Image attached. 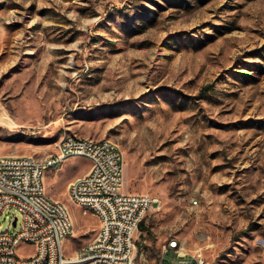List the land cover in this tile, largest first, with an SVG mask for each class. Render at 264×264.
Instances as JSON below:
<instances>
[{
	"label": "rangeland",
	"instance_id": "374dc122",
	"mask_svg": "<svg viewBox=\"0 0 264 264\" xmlns=\"http://www.w3.org/2000/svg\"><path fill=\"white\" fill-rule=\"evenodd\" d=\"M65 132L117 143L122 191L160 200L134 264H172L171 239L205 264H264V0H0V155L45 157ZM89 165L45 177L68 256L98 227L67 192Z\"/></svg>",
	"mask_w": 264,
	"mask_h": 264
},
{
	"label": "built area",
	"instance_id": "2783aa9c",
	"mask_svg": "<svg viewBox=\"0 0 264 264\" xmlns=\"http://www.w3.org/2000/svg\"><path fill=\"white\" fill-rule=\"evenodd\" d=\"M74 157L86 158L90 165L69 183L67 192H74L78 206L98 221L89 242L74 243L72 249L82 251V258L66 254L65 239L73 240L74 224L66 206L51 198L45 187L46 174L59 171ZM123 185L124 155L109 139L65 132L56 151L45 157L0 155V216L14 211L22 217L19 230L12 231L10 222L0 232V264H134L140 225L160 200L144 193H124ZM15 220L17 224V216ZM29 246L31 253H18ZM169 251L176 254L172 264H205L202 252H187L177 239L169 240L164 255Z\"/></svg>",
	"mask_w": 264,
	"mask_h": 264
},
{
	"label": "bare ground",
	"instance_id": "6f19581e",
	"mask_svg": "<svg viewBox=\"0 0 264 264\" xmlns=\"http://www.w3.org/2000/svg\"><path fill=\"white\" fill-rule=\"evenodd\" d=\"M10 158H17V155H10ZM124 176H125V165H124ZM125 178V177H124ZM68 196H69V198L71 199V201L74 203V204H76V205H78V203H77V200H76V197H75V193L74 192H68ZM63 204V203H62ZM64 205V204H63ZM65 206V205H64ZM66 209H67V211H68V217H71L70 216V213H69V210H68V208L66 207ZM68 239H65V244H66V241H67ZM75 258H82V251H76V253H75ZM74 264H81V263H74Z\"/></svg>",
	"mask_w": 264,
	"mask_h": 264
},
{
	"label": "trees",
	"instance_id": "16d2710c",
	"mask_svg": "<svg viewBox=\"0 0 264 264\" xmlns=\"http://www.w3.org/2000/svg\"><path fill=\"white\" fill-rule=\"evenodd\" d=\"M207 89V88H206ZM140 229H142V230H146L145 229V226H144V221L141 223V225H140ZM149 232V231H148Z\"/></svg>",
	"mask_w": 264,
	"mask_h": 264
},
{
	"label": "water",
	"instance_id": "95a60500",
	"mask_svg": "<svg viewBox=\"0 0 264 264\" xmlns=\"http://www.w3.org/2000/svg\"><path fill=\"white\" fill-rule=\"evenodd\" d=\"M14 224H16V220L14 221Z\"/></svg>",
	"mask_w": 264,
	"mask_h": 264
},
{
	"label": "crops",
	"instance_id": "0c3cea01",
	"mask_svg": "<svg viewBox=\"0 0 264 264\" xmlns=\"http://www.w3.org/2000/svg\"><path fill=\"white\" fill-rule=\"evenodd\" d=\"M11 155H17V154H11Z\"/></svg>",
	"mask_w": 264,
	"mask_h": 264
}]
</instances>
